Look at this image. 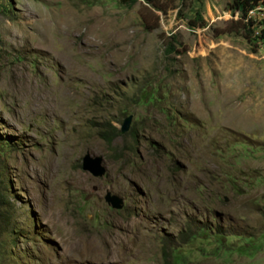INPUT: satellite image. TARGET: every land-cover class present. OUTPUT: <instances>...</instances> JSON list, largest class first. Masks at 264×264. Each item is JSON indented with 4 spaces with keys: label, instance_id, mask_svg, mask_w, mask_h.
Here are the masks:
<instances>
[{
    "label": "rangeland",
    "instance_id": "1",
    "mask_svg": "<svg viewBox=\"0 0 264 264\" xmlns=\"http://www.w3.org/2000/svg\"><path fill=\"white\" fill-rule=\"evenodd\" d=\"M230 4L0 0V264H264V47Z\"/></svg>",
    "mask_w": 264,
    "mask_h": 264
},
{
    "label": "trees",
    "instance_id": "2",
    "mask_svg": "<svg viewBox=\"0 0 264 264\" xmlns=\"http://www.w3.org/2000/svg\"><path fill=\"white\" fill-rule=\"evenodd\" d=\"M120 4L126 6L127 8L132 7L136 3L139 2V0H118ZM144 2V8L149 10V12H161L165 13L169 7L172 6L173 0H142ZM258 0H231L230 4V11L232 15H235L237 13V19L236 20H230L229 24L233 25L234 28L239 31L241 34L244 35V38L250 41L249 38V29L247 28L246 24L243 22V16L246 12V10L255 2ZM203 20L201 13L199 11L196 12V18L195 20H192L189 22L190 27H197L202 26ZM115 131V129H114ZM117 133V132H115ZM114 132L112 133V135ZM114 136V135H113ZM110 133H101V137L104 139L109 140ZM205 227H202V230H205ZM220 233H217L219 235Z\"/></svg>",
    "mask_w": 264,
    "mask_h": 264
},
{
    "label": "water",
    "instance_id": "3",
    "mask_svg": "<svg viewBox=\"0 0 264 264\" xmlns=\"http://www.w3.org/2000/svg\"><path fill=\"white\" fill-rule=\"evenodd\" d=\"M131 115L124 118L120 131L124 133L130 127ZM82 170L88 171L93 176H100L105 172V167L102 164V158L100 156H90L88 154L84 155L81 162ZM104 200L114 209H120L123 206V199L116 194H111L107 191L104 195Z\"/></svg>",
    "mask_w": 264,
    "mask_h": 264
},
{
    "label": "built area",
    "instance_id": "4",
    "mask_svg": "<svg viewBox=\"0 0 264 264\" xmlns=\"http://www.w3.org/2000/svg\"><path fill=\"white\" fill-rule=\"evenodd\" d=\"M243 22L249 29L253 45L257 48L264 47V0H258L246 10Z\"/></svg>",
    "mask_w": 264,
    "mask_h": 264
}]
</instances>
